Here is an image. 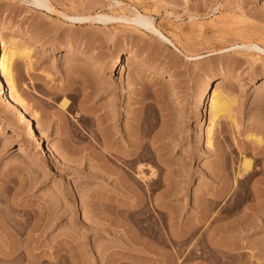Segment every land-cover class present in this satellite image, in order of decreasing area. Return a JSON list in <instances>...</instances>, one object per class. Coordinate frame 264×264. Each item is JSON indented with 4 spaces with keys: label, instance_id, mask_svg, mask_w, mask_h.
<instances>
[{
    "label": "rangeland",
    "instance_id": "obj_1",
    "mask_svg": "<svg viewBox=\"0 0 264 264\" xmlns=\"http://www.w3.org/2000/svg\"><path fill=\"white\" fill-rule=\"evenodd\" d=\"M49 2L0 0V39L31 49L13 71L37 135L0 95V264H264V55L234 49L264 46V0ZM131 9L180 53L125 24L64 17ZM213 77L228 82L229 115L209 147L208 109L194 107Z\"/></svg>",
    "mask_w": 264,
    "mask_h": 264
},
{
    "label": "bare ground",
    "instance_id": "obj_2",
    "mask_svg": "<svg viewBox=\"0 0 264 264\" xmlns=\"http://www.w3.org/2000/svg\"><path fill=\"white\" fill-rule=\"evenodd\" d=\"M32 5L38 9H45L47 11H52V7L50 5L49 0H32ZM131 10L128 11L127 14L122 13V14L117 15V16L110 15V14H96L93 16H90V15H88V16H86V15L64 16V15H62V16L66 17L67 19H69L73 23H78L80 25L88 24L91 22H97L100 24L101 23L102 24H106V23L125 24L127 26L133 27V29L138 30L139 32L144 31V32L151 34L152 36H154L157 39V41L159 40L160 43L162 42L163 44L172 47L177 53L178 52L180 53V50H178L176 48V46L173 44L174 42L172 43V41L170 39L165 37L162 34V32H160L159 29H157L152 18H150L147 15H143L136 10H132V11ZM192 17H194V16H192ZM192 17L190 18L191 20L194 19ZM191 20H189V21H191ZM228 21L229 20H223L222 24H229L230 22H228ZM1 30H5V29L1 28ZM10 32H12V31H10ZM245 40L243 42H246ZM19 42H21V43L19 44ZM243 42H242V44L240 43L241 46H236L235 48L234 47L233 48L236 51L242 50L241 52L246 51V53H249V54L244 53L243 55H247L248 57L250 55L249 59L251 58L252 63L254 60L253 57L254 58L255 57L260 58L261 55H264V48H263L264 46L261 47L256 42L255 43L254 42H248V41L246 43H243ZM53 46H54L53 43H48V45H46L43 48H50ZM17 48L18 49L20 48V49L17 50ZM233 48L231 49L232 51H233ZM231 50H230V52H231ZM213 52H214L213 56H217V55L221 56V55L227 53L228 51L226 50V48H223V49L220 48L219 50L217 49V51L215 50ZM30 53H31L30 46L26 45L25 40H19L17 42L15 39H13L11 37L7 41L0 39V95H2L4 97V101L6 104L12 105L14 107V109L17 113V117L19 119H21V121L23 123L26 122L27 131L31 135V138L33 140H37L35 128L32 127L31 123L29 121H27L28 119L23 114L24 109H30V108H28V104L25 102V100L20 96V94L17 91L16 85H15V79H14V71H13V64H14L15 60L19 58V59H23V60L25 59V60L29 61L30 60ZM81 53L82 52L68 50V51H63V53H61V54L64 58H67L68 60H73L75 58H78V54H81ZM181 54H183V53L181 52ZM132 56H133V53H131V54L126 53V52L121 53L118 57H116L114 59V61H113L114 65L119 66V69L122 72L123 69L126 66H128L129 61L131 60ZM197 57L192 56V55L188 56L186 54L183 55V58H185L187 61H190V62L196 61L198 59ZM259 58H257V60H259ZM263 58L264 57H262L261 59H263ZM257 60H254V61L256 62ZM227 67H229V66H226V68ZM223 68H225V66H223ZM147 71L150 73H153V71H154L155 74H157V75H160L163 72L160 69L153 68V67H150L149 69H147ZM163 76H165V75H163ZM234 80L237 82L236 78ZM214 82H217V85H219L220 88L210 96V93H211L210 86ZM227 83L228 82L223 77L222 78L213 77V78L207 79L204 82V88L201 92V97L194 107L195 111H198L204 107H206V109H208L207 111L209 112V126H208V131L206 133L207 134L206 140H207V144L209 147H211L212 134H213V130L216 126L217 120L219 118V115L221 113L229 115V110H228L229 106L227 103L228 102L227 101L228 94L224 91L223 87H221V85L224 86ZM6 86L8 89H6ZM63 91L64 92H62V93L64 94L65 90H63ZM184 101H185L184 99L180 98L178 100V103L180 104ZM69 107H70V102H68L67 100L60 103V108L62 110L66 111ZM32 114H33V117H35L38 120V114L36 113V111H33ZM0 130H2L1 127H0ZM103 140H104V146L102 148V151H103L102 155L106 157L105 154H110V149L106 143V136H104V135H103ZM249 172H250V162L247 159H243L241 161L240 166L238 168V171L236 173L237 178L240 177L242 174L249 173ZM138 174H139L138 177L140 180H142V182L148 181L147 177H145V175L143 173V169L140 168ZM150 174L153 175V172ZM227 192H228V188L226 187L223 190V193H227Z\"/></svg>",
    "mask_w": 264,
    "mask_h": 264
}]
</instances>
